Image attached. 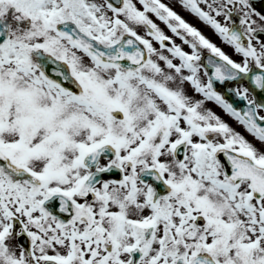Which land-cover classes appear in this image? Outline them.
<instances>
[{
    "label": "flooded vegetation",
    "instance_id": "obj_1",
    "mask_svg": "<svg viewBox=\"0 0 264 264\" xmlns=\"http://www.w3.org/2000/svg\"><path fill=\"white\" fill-rule=\"evenodd\" d=\"M251 10V0H124L121 6L108 0H0V20L8 29L0 46V264H138V253L151 264H167L176 250L168 246L172 231L181 248V199H169L170 191L156 196L151 181L115 176L80 189L91 170L73 164L65 133L57 132V105L44 101L66 91L45 71L56 68V56L67 60L82 83L80 92L103 77L76 70L88 53L59 24L69 31L77 26L99 42L126 33L167 34L176 45L197 50L202 62L205 52L228 46L235 26L248 29L244 13ZM195 30L206 41L187 44L181 34ZM256 56L264 66V53H246V67L257 64ZM229 86L250 93L246 81ZM25 88L43 93L38 103L26 100ZM179 263L181 252L172 262Z\"/></svg>",
    "mask_w": 264,
    "mask_h": 264
},
{
    "label": "rangeland",
    "instance_id": "obj_2",
    "mask_svg": "<svg viewBox=\"0 0 264 264\" xmlns=\"http://www.w3.org/2000/svg\"><path fill=\"white\" fill-rule=\"evenodd\" d=\"M253 41L251 38L249 45L233 41V55L229 53L228 57H236L237 50L263 52L264 44ZM173 66L172 62L155 64L149 77L129 78L124 82L99 79L93 94L116 95L101 104L90 103L87 111L91 118L84 115L81 133L71 135L73 148H86L99 138H111L124 151L122 155L132 160L134 172L140 173L145 166L153 164L165 169L175 183L174 191L181 194V264H188L199 251H208L218 264H264V197L254 198L247 180L237 185L231 182L216 154L219 146H227L263 161L264 138L234 116L232 110L230 114L205 99L210 91L207 83L199 79L202 70H197L194 59L181 57V71L187 76H179L181 72ZM76 70L101 77L119 74L115 68L96 65L85 56ZM212 99L216 102L215 97ZM63 102H71V98L59 95L56 101H44L66 111ZM217 104L222 102L217 99ZM97 109L101 116H96L94 121L104 126L92 131L93 124L89 123ZM116 110L123 112L122 119H116ZM71 115H76L75 110L69 112ZM78 118H82L80 112ZM179 141L186 142L180 164L172 162ZM174 191L168 197H174ZM200 214L204 219L198 222L196 218ZM175 240L176 236L169 244Z\"/></svg>",
    "mask_w": 264,
    "mask_h": 264
},
{
    "label": "water",
    "instance_id": "obj_3",
    "mask_svg": "<svg viewBox=\"0 0 264 264\" xmlns=\"http://www.w3.org/2000/svg\"><path fill=\"white\" fill-rule=\"evenodd\" d=\"M243 114L254 123V125L264 133V122H259L254 118L246 107L242 111ZM104 146H98L90 151L91 156L98 155L103 150ZM177 152L183 155L184 145L180 144ZM233 152L225 149H220V155L224 158L226 171L235 181L243 177H249L252 180V187L254 194L259 197L264 194V168L251 163L247 158L232 154ZM190 264H215L210 257H198Z\"/></svg>",
    "mask_w": 264,
    "mask_h": 264
}]
</instances>
